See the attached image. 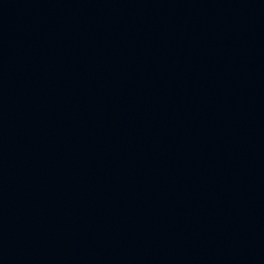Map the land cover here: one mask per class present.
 <instances>
[{"label": "water", "instance_id": "1", "mask_svg": "<svg viewBox=\"0 0 264 264\" xmlns=\"http://www.w3.org/2000/svg\"><path fill=\"white\" fill-rule=\"evenodd\" d=\"M0 264H264V0H0Z\"/></svg>", "mask_w": 264, "mask_h": 264}]
</instances>
